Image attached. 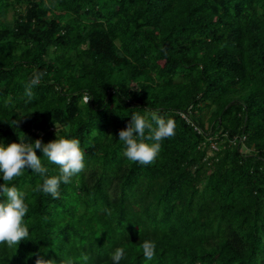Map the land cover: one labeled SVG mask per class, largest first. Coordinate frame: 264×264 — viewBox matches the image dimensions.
I'll return each mask as SVG.
<instances>
[{"label": "trees", "instance_id": "obj_1", "mask_svg": "<svg viewBox=\"0 0 264 264\" xmlns=\"http://www.w3.org/2000/svg\"><path fill=\"white\" fill-rule=\"evenodd\" d=\"M146 111L176 128L141 165L119 131ZM56 136L85 168L58 199L31 169L8 182L29 237L0 264H113L117 247L120 264H264V0H0V144Z\"/></svg>", "mask_w": 264, "mask_h": 264}, {"label": "clouds", "instance_id": "obj_2", "mask_svg": "<svg viewBox=\"0 0 264 264\" xmlns=\"http://www.w3.org/2000/svg\"><path fill=\"white\" fill-rule=\"evenodd\" d=\"M42 75L39 72L35 73L26 85L25 94L29 98L33 96L32 88L40 83ZM91 99L90 96L85 97L87 103ZM153 122L156 125L155 128H153ZM175 128V120L171 118L166 120L156 112L146 111L143 115L133 112L126 129L119 131V140L125 145L124 155L129 161L138 162L141 165L154 163L161 151L160 142L174 136ZM213 146L211 145L215 149L216 146ZM36 150H40L43 157L59 167L58 175L46 176L49 169L42 164ZM84 155L80 141L75 138H57L56 136L54 141L46 144L40 139L29 144L23 142H14L7 146L0 144V178L4 181L0 184V196L6 197L3 202H0V244H6L7 247L12 248L29 237V229L24 221L28 212L25 194L16 186H9L8 182L22 176L26 169H31L32 172L46 177L43 184L38 186V190L58 199L61 183H70L71 178L85 168ZM140 247L146 260L154 258L155 241L144 240ZM124 257V247H117L111 259L113 264H120ZM82 259L87 261L88 257L83 256ZM35 264H55V261L38 257Z\"/></svg>", "mask_w": 264, "mask_h": 264}, {"label": "rangeland", "instance_id": "obj_3", "mask_svg": "<svg viewBox=\"0 0 264 264\" xmlns=\"http://www.w3.org/2000/svg\"><path fill=\"white\" fill-rule=\"evenodd\" d=\"M10 16H11V12H8V18H10ZM208 112L206 113V115H205V117H207L208 116ZM211 145H214V146H216V143H214V141H212V143H211ZM208 154H210V151H208Z\"/></svg>", "mask_w": 264, "mask_h": 264}, {"label": "built area", "instance_id": "obj_4", "mask_svg": "<svg viewBox=\"0 0 264 264\" xmlns=\"http://www.w3.org/2000/svg\"><path fill=\"white\" fill-rule=\"evenodd\" d=\"M183 116H184L185 118H187L186 115L183 114ZM199 132H200V130H199ZM212 146H213V145H212ZM213 147H214V146H213Z\"/></svg>", "mask_w": 264, "mask_h": 264}]
</instances>
